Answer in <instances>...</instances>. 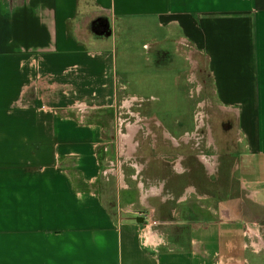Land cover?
<instances>
[{
	"label": "crops",
	"instance_id": "crops-1",
	"mask_svg": "<svg viewBox=\"0 0 264 264\" xmlns=\"http://www.w3.org/2000/svg\"><path fill=\"white\" fill-rule=\"evenodd\" d=\"M140 21L205 65L227 141L200 160L218 180L189 182L181 159L148 193L132 176L117 210L98 149L116 38ZM263 225L264 0H0V264H264Z\"/></svg>",
	"mask_w": 264,
	"mask_h": 264
},
{
	"label": "rangeland",
	"instance_id": "rangeland-1",
	"mask_svg": "<svg viewBox=\"0 0 264 264\" xmlns=\"http://www.w3.org/2000/svg\"><path fill=\"white\" fill-rule=\"evenodd\" d=\"M103 21L105 19H95L92 27L102 25ZM154 28L147 21H140L125 26L116 38L120 74L117 103L115 108L108 109L107 145L98 149V154L105 156L102 157L103 171H108L110 182L104 191L113 208L117 207L120 193L127 191L124 185L132 187V182H143L148 193L151 186L169 180V173L181 159L183 168L180 169L187 171L189 182L207 185L208 181H216L221 176L219 170H209L205 161L200 162L202 157L210 159L215 153V146L209 144L210 136L219 143L227 141V134L223 135L219 126L226 113L210 99L212 91L207 69L202 61L196 65L189 45L177 41L152 42L153 37L162 35L160 29ZM133 97H138V101L132 102ZM128 102L131 107L126 106ZM90 111L95 113L100 109ZM131 125H136L138 130L129 144L137 147L129 154L130 146L120 143V133L128 135ZM222 127L230 129L232 125ZM167 133L178 143L170 141ZM137 173H140L138 181L132 180ZM163 192L167 194V190ZM133 197L130 194L129 200ZM153 211V208L136 205L129 213L143 217ZM263 230L264 225L261 234ZM251 239L252 243H262L254 235Z\"/></svg>",
	"mask_w": 264,
	"mask_h": 264
},
{
	"label": "bare ground",
	"instance_id": "bare-ground-1",
	"mask_svg": "<svg viewBox=\"0 0 264 264\" xmlns=\"http://www.w3.org/2000/svg\"><path fill=\"white\" fill-rule=\"evenodd\" d=\"M131 99H132V102H136V101H138V97H133V98H131ZM126 106H127V107H131L132 105L130 104V102H128V103L126 104ZM134 126H136V125H134ZM132 127H133V126L131 125V127L128 128V133H129V131H130V128H132ZM136 127H137V126H136ZM136 132H137V130H136ZM128 133H127V134H128ZM121 134H122V133H121ZM121 134H120V135H121ZM125 136H126V134H125Z\"/></svg>",
	"mask_w": 264,
	"mask_h": 264
},
{
	"label": "flooded vegetation",
	"instance_id": "flooded-vegetation-1",
	"mask_svg": "<svg viewBox=\"0 0 264 264\" xmlns=\"http://www.w3.org/2000/svg\"><path fill=\"white\" fill-rule=\"evenodd\" d=\"M135 129L137 130L136 126H133V135H132L133 137H134V134L136 133V130ZM136 147H137V145H134L132 143V153L136 150Z\"/></svg>",
	"mask_w": 264,
	"mask_h": 264
}]
</instances>
